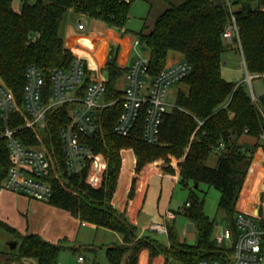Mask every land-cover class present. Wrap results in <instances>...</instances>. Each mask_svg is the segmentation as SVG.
I'll return each instance as SVG.
<instances>
[{"label":"trees","instance_id":"1","mask_svg":"<svg viewBox=\"0 0 264 264\" xmlns=\"http://www.w3.org/2000/svg\"><path fill=\"white\" fill-rule=\"evenodd\" d=\"M136 0H22L20 11L12 0H0V79L12 90L20 104L26 84V69L38 65L45 75V100L49 98L50 75L55 68H68L74 59L65 45L61 28L72 13L83 14L106 22L117 29L125 28L129 10ZM168 6L156 17L152 28L137 33L141 45L148 51L149 72L158 74L168 65L170 51H178L192 69L183 78L174 107L162 119L157 143L142 137L144 112L131 134L115 133L114 124L121 112V102L99 110L102 131L90 140L96 154L106 160L101 185L86 182L90 162L80 172L68 174L61 147L59 129L68 121L67 105L48 114V130L44 142L49 148L55 168L49 180L53 194L49 202L68 210L74 216L123 234V242L110 245L106 257L112 264H138L139 253L147 250L149 264L162 254L164 264H194L202 258H216L221 249L210 240L215 222L204 212V200L195 194V183H206L220 192L218 210L224 213L230 227L237 212V201L253 162L256 147L246 145L244 136L259 141L264 133V120L243 84L222 75L223 54L229 49L223 36L234 16L239 28V40L246 68L251 74L264 75V0H234L218 4L214 0H182ZM127 30V29H125ZM39 33L36 40L33 35ZM118 47L112 45L104 69L108 72L106 99H114L122 91L118 79L128 69L117 64ZM18 111L10 125L24 123ZM3 124L0 122V133ZM27 144H38L39 133L29 127L18 130ZM224 144L219 153L214 150ZM264 146V142L262 143ZM136 156L129 198L133 196L147 164L173 174L176 181L189 187L184 214L196 227L197 240L181 241L173 223H165L168 243L148 235L138 236L137 227L112 201L129 155ZM215 156L214 164L208 160ZM102 161L94 166L98 172ZM10 166L5 138L0 137V190ZM264 222V220H263ZM7 226L5 223H2ZM9 227V226H8ZM10 229L14 230L12 227ZM20 256L36 257L39 264H57L62 244L51 243L37 234L16 231Z\"/></svg>","mask_w":264,"mask_h":264},{"label":"built area","instance_id":"2","mask_svg":"<svg viewBox=\"0 0 264 264\" xmlns=\"http://www.w3.org/2000/svg\"><path fill=\"white\" fill-rule=\"evenodd\" d=\"M130 2V0H126ZM229 2L228 4H231ZM83 28V23H78ZM125 29V28H121ZM39 33L33 35L36 40ZM224 38L228 42L235 41L243 58V65L250 82V97L259 108L264 120V104L259 105V99L251 84L254 77H264L263 74H251L246 63L239 40V28L233 16L226 27ZM135 59L126 73V85L121 95L114 99H106V81L102 70L91 66L87 59L74 55L68 68H55L50 75L49 98L45 100V75L36 64L28 65L26 69V84L20 104L12 90L0 79V122L3 129L0 137L5 138L9 150L10 166L2 181V189L23 193L32 198L49 201L53 194V186L49 180L50 171L55 168V160L44 142L48 130V114L51 110L67 105L68 121L59 129L61 147L68 174L80 173L90 162L86 182L91 186L101 185L105 158L96 154L90 143L102 131L99 110L117 101L121 102V112L115 121L114 131L118 135L127 136L132 133L138 118L144 112L142 137L148 143L159 140L160 125L164 114L174 107L167 101L168 87L180 82L191 71L192 65L187 59H180L167 65L156 75L149 72V56L142 53V45L138 38L134 41ZM18 111L23 115L24 123L12 127L13 113ZM29 127L39 133L40 143L27 144L20 138L18 130ZM264 140V133L261 135ZM224 144L220 143L214 152L221 151ZM101 158L98 172L94 166ZM176 177V176H175ZM190 202L181 208L184 214ZM177 212L168 209L164 214L165 223L176 219ZM264 217L237 209L233 218V227L226 220L214 222L210 240L220 246V256L202 258L194 264H264ZM181 241L194 243L181 233ZM86 257L78 255L77 264H85ZM178 264V263H172Z\"/></svg>","mask_w":264,"mask_h":264},{"label":"rangeland","instance_id":"3","mask_svg":"<svg viewBox=\"0 0 264 264\" xmlns=\"http://www.w3.org/2000/svg\"><path fill=\"white\" fill-rule=\"evenodd\" d=\"M180 1V0H176ZM218 4H226L228 0H214ZM165 0H136L130 10L127 21L125 23L126 28H128L127 35L137 34L144 28L145 24H151L153 22L154 15L159 5L164 4ZM13 8L16 11H20L22 0H12ZM74 18H82L86 20L87 28L83 31L73 32L71 27L61 28V33H63L64 42L70 45L74 55H79V50L86 46L88 50H93L98 48L100 40L98 39L99 32L103 31V26L99 23H89L88 16L83 14L74 13ZM88 20V21H87ZM64 28V29H63ZM93 31L94 33H89ZM227 41V40H226ZM228 42V41H227ZM230 50H226L224 54L225 60L222 66L223 76L233 81L237 79L238 82L242 83L247 91L250 93V82L248 80L246 71L243 65V58L239 50L238 44L235 41L228 43ZM142 53L147 54L148 51L145 47L142 49ZM109 55V50H106V57ZM182 54L178 51H170L168 56V64H172L179 59H182ZM224 59V58H223ZM117 62L119 60L117 59ZM104 79H107L108 72L106 69L102 70ZM119 80V79H118ZM121 80V79H120ZM119 80V81H120ZM118 83V81H117ZM120 86H124V81L119 82ZM251 84L256 92L259 99V105H263L262 96L264 95V78L254 77L251 80ZM180 87H184L183 83L175 82L168 87L167 101L170 104H175L177 91ZM264 122V121H263ZM253 138L249 136H244L243 141L246 145H250ZM263 142V140L261 141ZM254 160V158H253ZM216 161L215 156H211L208 160L209 164H214ZM136 156L134 154L129 155L126 160L125 166L123 168L117 191L115 197L112 201L115 208L125 214L127 219L137 227L138 236L148 235L156 238L162 243H168V238L166 235V227L164 221L165 212L170 209L177 212V219L168 220V223H173L177 228L186 226L188 231L193 233L191 238L194 241L197 240V231L191 225L189 218L181 213V208L185 206L186 200L189 198V187H193V183L190 182L189 187H184L179 184L175 177L171 174L163 175L159 166L153 164H147L138 182V187L131 198H129L130 185L132 182L133 171L135 167ZM261 163L258 158L254 160L250 167V173L246 177L244 185L242 187L240 197L237 202L238 208L245 204L249 189L255 185L256 174L260 172ZM195 188V194L200 200H204V212L209 216L210 219H214L215 222H220L226 220L224 213L218 210V202L220 198V192L214 186H209L206 183H200ZM264 189V186H262ZM10 192L1 189L0 190V250L9 249L17 250L18 246L12 247L14 241H18L16 235L17 229L13 225L1 218L2 211L6 208L7 197H9ZM13 214L15 216V221H21L27 217L26 212L23 207L16 203L12 206ZM257 213V211L255 212ZM227 221V220H226ZM12 227L14 230L10 229ZM99 232L97 234L96 244L99 245L97 261H101L104 264H111L104 256L103 252L106 251V246H110L114 243L123 242V234L111 230L108 228L99 227ZM187 231V232H188ZM72 245L80 246V241L72 242ZM105 248V249H104ZM104 249V250H103ZM86 251V249H83Z\"/></svg>","mask_w":264,"mask_h":264},{"label":"crops","instance_id":"4","mask_svg":"<svg viewBox=\"0 0 264 264\" xmlns=\"http://www.w3.org/2000/svg\"><path fill=\"white\" fill-rule=\"evenodd\" d=\"M170 1L173 3H180L182 0L180 1L170 0ZM233 1L234 0H228L226 4ZM159 6L160 7H158L156 14L154 15L153 22L151 24L150 23L145 24L144 28H142L144 32H147L152 28L156 17L168 6V2L165 0V3ZM88 20L90 21L89 23L91 24L99 23L104 28L103 31H100L98 34L99 36L98 39L100 40L98 44V48L93 50H88L86 46H83L79 50L78 56L87 59L88 63L91 66H94L99 70L108 60V56L106 57V50L110 51L112 45H115L118 47L117 59L119 60V62H117V64L121 67L129 69L136 56L134 41L137 38V34H130V37H128L127 35H125L128 32V28L126 27L125 29L127 30L117 29L115 27L109 26L106 22L99 19L88 17ZM78 23H83L84 27L79 28ZM68 25L72 28L71 30L75 33H77L78 31L81 32L83 30H86L87 28L86 20L82 18H74V13L69 15V18L63 24V27L65 28ZM89 33H94V32L90 31ZM65 45L72 51L70 45H68L67 43H65ZM230 49L231 46L229 47L228 50ZM224 54H226V52ZM224 54L223 56H225ZM223 58H224L223 62L225 60L226 63L227 61L225 57ZM119 80L124 81L123 87L120 86ZM119 80L117 83V87L119 89H123L126 85V73L122 75L119 78ZM236 82H238L237 79ZM238 83L242 84L240 82ZM262 101L264 104V95L262 96ZM262 140L263 139L260 138L259 141H256V139L253 138L249 143L250 146H254L256 142L260 143L256 147L254 153V160L256 158L260 160L261 169L260 172L256 174L257 181L255 182V185H253L248 191L245 204L239 208L247 211H252L253 213L257 211V213L255 214L264 217V189L262 188V186H264V146L262 144L264 140L263 142H261ZM106 165L107 164L105 161V166ZM158 168L160 169L163 175L169 174V173H164L161 167ZM249 171L247 176L250 173ZM173 176L175 177V175ZM176 179L177 177H175V180ZM9 192L10 195L9 197H7L6 208L2 211L3 215L1 214V218L11 223L13 227L17 229V232L22 235L33 233L39 235L41 238L51 243L62 244L63 248L61 249L58 255L57 264H77V257L80 254L85 255L86 257L85 264H104L99 260L97 261L98 249L100 248L99 245L96 244L95 242L97 240L96 239L97 234L100 230L97 225H95L92 222L81 220L80 218L71 214L70 211L59 208L51 204L49 201L32 198L23 193H16L11 191ZM16 203L20 204L27 214V217L25 219L17 222L14 220L15 216L13 214V208H12V206L15 205ZM236 208L239 209L237 205ZM191 225L195 228L193 222H191ZM186 226H182L181 228L178 229L177 226L175 225L179 237L183 232L186 233L187 237L190 238V240H192L193 238L191 237L193 236V233L189 232ZM74 241H80L81 245L73 246L72 242ZM19 242L20 239H18L17 241V246H18L17 250H9V249L0 250V264H39L36 257L19 255ZM108 247L109 246H106V250ZM83 249H86V251H89V253L82 251ZM103 254L107 259L105 250ZM148 257H149L148 251L142 250L139 253L138 264H149ZM164 262H165V256L160 254L156 256L150 264H164Z\"/></svg>","mask_w":264,"mask_h":264},{"label":"water","instance_id":"5","mask_svg":"<svg viewBox=\"0 0 264 264\" xmlns=\"http://www.w3.org/2000/svg\"><path fill=\"white\" fill-rule=\"evenodd\" d=\"M108 60H109L110 63H112V61H113L112 56H109V59ZM233 82L235 83L236 82V79H234ZM197 186H198V183H195V187H197ZM16 245H17V242L14 241L12 243V247H15Z\"/></svg>","mask_w":264,"mask_h":264}]
</instances>
